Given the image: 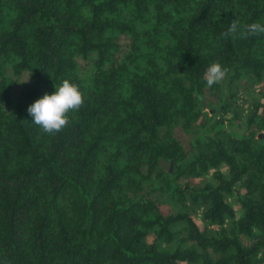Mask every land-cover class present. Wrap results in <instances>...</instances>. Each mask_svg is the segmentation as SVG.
I'll list each match as a JSON object with an SVG mask.
<instances>
[{"label":"trees","instance_id":"1","mask_svg":"<svg viewBox=\"0 0 264 264\" xmlns=\"http://www.w3.org/2000/svg\"><path fill=\"white\" fill-rule=\"evenodd\" d=\"M235 19L264 0H0V264H264V34ZM64 79L49 136L27 108Z\"/></svg>","mask_w":264,"mask_h":264},{"label":"clouds","instance_id":"2","mask_svg":"<svg viewBox=\"0 0 264 264\" xmlns=\"http://www.w3.org/2000/svg\"><path fill=\"white\" fill-rule=\"evenodd\" d=\"M264 34V24L255 22L241 27L239 20H233L227 31L221 35L232 39H248L251 36ZM229 69L214 61L205 71L208 87L218 84L227 76ZM84 92L79 84L64 79L55 86L52 94L45 93L27 108L32 123L43 134L53 136L60 133L70 123V113L78 112L84 105Z\"/></svg>","mask_w":264,"mask_h":264},{"label":"rangeland","instance_id":"3","mask_svg":"<svg viewBox=\"0 0 264 264\" xmlns=\"http://www.w3.org/2000/svg\"><path fill=\"white\" fill-rule=\"evenodd\" d=\"M206 97H207L208 99H209V98L212 99V97L210 96V93H209V92L206 93ZM169 168H170V167H169ZM230 202L232 203V201H230Z\"/></svg>","mask_w":264,"mask_h":264}]
</instances>
